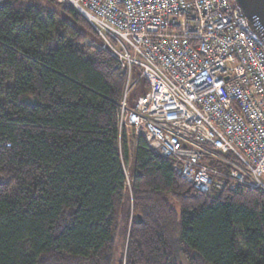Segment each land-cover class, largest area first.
<instances>
[{
	"label": "trees",
	"instance_id": "obj_1",
	"mask_svg": "<svg viewBox=\"0 0 264 264\" xmlns=\"http://www.w3.org/2000/svg\"><path fill=\"white\" fill-rule=\"evenodd\" d=\"M47 1L0 2V264H264V190L200 192L119 128L126 73Z\"/></svg>",
	"mask_w": 264,
	"mask_h": 264
},
{
	"label": "built area",
	"instance_id": "obj_2",
	"mask_svg": "<svg viewBox=\"0 0 264 264\" xmlns=\"http://www.w3.org/2000/svg\"><path fill=\"white\" fill-rule=\"evenodd\" d=\"M96 31L126 73L119 128L132 127L203 193L264 190V27L229 0H57ZM139 80L147 90L130 99Z\"/></svg>",
	"mask_w": 264,
	"mask_h": 264
},
{
	"label": "rangeland",
	"instance_id": "obj_3",
	"mask_svg": "<svg viewBox=\"0 0 264 264\" xmlns=\"http://www.w3.org/2000/svg\"><path fill=\"white\" fill-rule=\"evenodd\" d=\"M3 1H5V0H0V2H3ZM34 1L40 2V3H44V4H48V1L47 0H34ZM229 1H230V3H232V5H234L241 12H243L244 7H248V6H256V7H259L258 6V3L261 0H229ZM85 40H86L85 41V44L90 45V46H93V49H94V47L100 49L99 48L100 47V41H99V39H92V38L87 37ZM134 88H136V91L139 92L140 91V88H142V87H137L135 85ZM134 88H132L131 93L129 95L130 99H131L132 92H134V90H135ZM127 130H128L129 135L131 136V132H132L131 129L128 128ZM135 134H136V132H135ZM122 251H123V245H122V241L120 240L119 243H118V248H117V252H116V254H117L118 257L122 254Z\"/></svg>",
	"mask_w": 264,
	"mask_h": 264
},
{
	"label": "water",
	"instance_id": "obj_4",
	"mask_svg": "<svg viewBox=\"0 0 264 264\" xmlns=\"http://www.w3.org/2000/svg\"><path fill=\"white\" fill-rule=\"evenodd\" d=\"M258 6L259 7H244L242 14L245 15L248 19H251L253 16H257L262 26L264 27V0H261L258 3Z\"/></svg>",
	"mask_w": 264,
	"mask_h": 264
}]
</instances>
